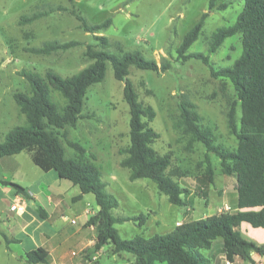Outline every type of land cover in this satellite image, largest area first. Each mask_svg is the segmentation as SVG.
I'll use <instances>...</instances> for the list:
<instances>
[{"label": "rangeland", "instance_id": "374dc122", "mask_svg": "<svg viewBox=\"0 0 264 264\" xmlns=\"http://www.w3.org/2000/svg\"><path fill=\"white\" fill-rule=\"evenodd\" d=\"M226 1L233 3L225 10L210 11L199 39L188 50V53L202 52L208 55L216 71L233 65L242 53L240 35L227 38L216 51H210L209 39L213 32L221 26L233 24L244 7V0ZM209 2L210 0H0V142L5 140L11 129L27 124L26 115L20 111L14 98L17 91H31L30 83L22 75V70H32L43 75L48 70H55L64 77L74 75L93 63L87 56V48L89 44H98L95 35H105L110 39L108 50L111 52H117L118 46H121L128 51L138 49L145 57L154 58L159 64L171 62V68L165 71L132 66L130 78L140 100L153 105L157 111L152 126L160 132L161 137L154 143L155 148L161 153L172 152L174 165L185 172L179 178L180 182L190 191L186 195L189 204L179 207L159 191L154 181L148 178L133 181L130 179V169L121 165L122 159L127 156L122 150L131 143V114L124 95L125 83L116 79L113 65L108 63L105 79L91 85L87 92L83 117L76 127H67V137L63 135L65 130H61L60 135L66 146L67 157L76 156L75 149L67 143L68 139L80 142L88 152L96 154V164L102 171L104 188L119 201V206L113 211L114 215L133 216L151 212L148 222L142 227L135 221L117 222L120 235L125 239L137 235L149 238L157 233H168L184 221L200 219L227 210V207L235 211L236 176L225 174L220 157L208 152L202 142H194L192 149H188L190 135H185L176 126L180 119L179 104L186 95L197 104L203 116L202 124L213 129L217 143L230 149H235L238 145L236 135L229 128L228 114L233 103H236L238 122L242 116L241 103L237 102L238 93L233 82L228 77L215 75L211 66L203 60H184L178 53L185 34L201 19L204 12L209 11ZM38 12L45 14L32 22H21L23 15ZM77 13L91 24L102 23L108 18L112 19V23L94 34L82 28ZM55 40L62 43L76 40L80 43L48 55L29 51V48L40 47L47 41ZM52 97L61 108L65 106L67 100L59 91L54 90ZM207 153L215 168V177L206 198L198 191L202 183L199 177L205 174L208 164ZM17 157L20 162L17 170L8 167V162H13L10 156L7 159L0 158V264H27V251L25 254L23 252L30 243L29 238L19 232L18 219L21 215L10 209L12 201L23 196L16 194L17 189L10 181L30 190L41 188L45 194L52 190L46 180V171L33 161L28 151L21 152ZM15 172L17 176H14ZM63 182L69 202L74 205L71 215L78 221L73 225L82 226L88 215L85 209H98L96 196L94 193H87L83 195L84 200L83 197L74 200L81 192L80 187H74L68 179ZM55 188L58 185L54 184L53 190ZM25 199L30 204L34 202L33 199ZM97 236L93 238L97 239ZM219 245L220 243H215V248ZM89 248H83L80 252L73 251L72 255L80 256L79 262L84 264H135L132 253L117 254L111 244H106L102 252H88ZM201 251L206 254L205 249Z\"/></svg>", "mask_w": 264, "mask_h": 264}, {"label": "trees", "instance_id": "16d2710c", "mask_svg": "<svg viewBox=\"0 0 264 264\" xmlns=\"http://www.w3.org/2000/svg\"><path fill=\"white\" fill-rule=\"evenodd\" d=\"M233 1L210 0L209 11L185 34L178 50L180 58L201 59L211 66L215 75L228 77L234 84L238 101L241 103L242 116L236 118V103L229 112V128L236 135L238 145L230 149L217 143V136L210 126L202 124L203 116L195 102L184 95L180 101V119L176 126L185 135H190L188 149L194 142H202L208 152L216 153L221 159L225 174L237 178V207L235 211L225 210L200 219L185 221L176 225L168 233H157L152 237L137 235L131 239L123 238L117 222L135 221L144 226L150 213L116 216L113 211L119 206L115 195L105 190L101 181L102 171L96 164L97 156L80 142L67 140L75 149V157H67L66 146L60 135L61 130L67 137V127H76L83 117L87 92L91 85L102 82L107 73L108 63L113 65L117 80L125 83L124 95L130 107V146L122 150L127 156L121 161L129 168L130 179L148 178L154 181L161 193L179 207L187 206L186 195L189 189L180 179L183 170L173 163L172 152H159L154 143L161 137L152 122L157 116L153 105L140 100L139 94L130 78L131 67L153 71L168 70L172 64H162L154 58H147L138 49L125 50L118 46L117 52H111L109 37L95 35L98 44H89L87 56L93 63L71 76H62L55 70L40 72L24 69L22 75L31 86L29 93L17 91L14 98L20 111L26 115L27 124L11 129L4 141L0 142V158L12 156L23 151L31 154L33 161L45 171L55 170L63 179L70 180L80 187V194L74 200L82 199L84 194L94 193L98 209L89 218L86 225H96L98 236L94 246L100 250L111 244L115 253L129 252L135 256V264H212L201 250L212 247L214 241L222 238L227 258L235 256L257 264L253 253L264 256V244H258L246 238L238 227L248 222L254 227H264V0H244V7L236 21L228 26L217 28L209 39L210 51H216L224 41L240 35L242 53L233 65L216 71L210 57L202 52L188 53L190 47L199 39L205 20L213 9L225 10ZM53 8V7H52ZM75 13V11H74ZM45 12L23 15L22 23L32 22ZM81 26L88 32L97 33L108 28L112 19L91 24L83 15L78 14ZM80 42L47 41L40 47L29 48L35 54L48 55L58 50H66ZM59 91L67 100L61 108L53 100L52 92ZM207 167L201 180L200 195L209 196L210 184L214 183L215 168L206 155ZM26 197L30 193L22 185L10 182ZM41 215L45 216L43 210ZM6 241L9 239L6 237ZM49 252L44 247L26 252L27 264L47 263Z\"/></svg>", "mask_w": 264, "mask_h": 264}, {"label": "crops", "instance_id": "0c3cea01", "mask_svg": "<svg viewBox=\"0 0 264 264\" xmlns=\"http://www.w3.org/2000/svg\"><path fill=\"white\" fill-rule=\"evenodd\" d=\"M19 154L20 153L10 156L13 159V162H8V167L15 169L19 168L20 162L17 160ZM5 157H2V159H7V156ZM46 173V180H48L49 188L53 190L54 184L58 185V188H55L53 192L50 190L51 192L45 194L41 188H33L30 190L28 187L23 186L26 188L27 192L30 193V197L23 195L24 199L25 197L27 200L33 199L34 202L32 205L26 201L27 207L22 214L15 212L16 214L21 215L18 219V225L20 226L19 232L23 233L30 240L28 249L24 250L23 254H25L26 251L28 252L38 247H44L49 252V261L47 263L39 264H84L79 262L81 261L80 256L75 257L72 254L73 251L80 252L86 247H90L87 250L88 252L95 250L93 246L94 243H96L95 238L98 233L97 226H86L85 224L96 211L85 209V212L88 214L86 215V219L83 221L82 226L75 227L73 224H77L78 221L71 215L74 211V205L69 202L70 199L63 188V181L65 179L61 178L55 170L46 171ZM14 176H17L16 172ZM6 180L7 179H5V181ZM74 187H76V185ZM17 193L18 192L16 191V194ZM18 194L22 195V193ZM84 198L85 196L83 197V200ZM14 202L12 201L11 205ZM42 210L45 213V216L41 215ZM73 220H75V222H73ZM238 230L241 231L246 238L255 241L258 244H264V227H254L248 222H243L238 227ZM215 243H220L218 248H215ZM103 249L104 247L99 251L102 252ZM205 253V256L211 260L212 264H228V262H230V264H242L245 262L251 264L250 261L244 260L240 256H235L233 260L230 261L227 258L222 238L216 239L211 248L205 249ZM252 255L257 264L264 262V256L257 253H253Z\"/></svg>", "mask_w": 264, "mask_h": 264}, {"label": "built area", "instance_id": "2783aa9c", "mask_svg": "<svg viewBox=\"0 0 264 264\" xmlns=\"http://www.w3.org/2000/svg\"><path fill=\"white\" fill-rule=\"evenodd\" d=\"M25 209H26V202H25L24 196H18L14 204L11 205V210L13 212L22 214L25 211ZM229 209L230 207H227V210ZM73 222H75V220H73ZM228 264H230V262H228ZM260 264H264V262L263 263L261 262Z\"/></svg>", "mask_w": 264, "mask_h": 264}]
</instances>
